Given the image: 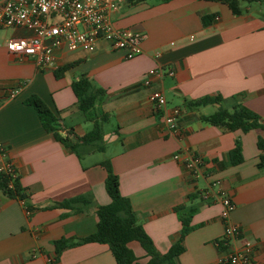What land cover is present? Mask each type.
<instances>
[{
	"label": "crops",
	"instance_id": "1",
	"mask_svg": "<svg viewBox=\"0 0 264 264\" xmlns=\"http://www.w3.org/2000/svg\"><path fill=\"white\" fill-rule=\"evenodd\" d=\"M206 14L214 15L208 24L202 20ZM113 21L146 32L142 52L126 58L100 40L91 51L59 49L56 67L42 68L6 47L9 37L31 31L0 28V144L5 148L0 165L12 162L27 195L24 203L0 189V264H116L103 242H83L58 252L53 244L54 239L85 236L96 229V208L110 200L104 185L106 169L100 164L105 157L119 176L120 192L129 198L137 221L159 251H166L178 237L181 222L174 206L195 207L194 227L185 235L177 264H218L244 239L252 242L253 257L264 263V166L257 165L256 144L260 131L210 124L201 116L216 110L218 103L191 107L187 102L220 95L225 105L240 101L264 120V0L244 3L237 14L211 0H122ZM156 67L165 72L151 75L145 84L147 71ZM81 75L105 90L96 103L107 114L103 151L96 144L81 145L79 153L68 148L45 130L36 109L24 101L30 94L38 95L81 135L92 127L71 86ZM155 89L163 90L168 108L180 107L178 133L167 129L149 101L148 94ZM236 138L243 160L233 164L229 151ZM181 148L202 156L203 176L193 178L172 157ZM96 151L105 154L96 157ZM214 179L235 202L231 217L240 228L223 249L214 242L224 233L220 203L201 195ZM88 190L94 202L81 211L52 205ZM128 245L139 261L148 259L138 241Z\"/></svg>",
	"mask_w": 264,
	"mask_h": 264
},
{
	"label": "trees",
	"instance_id": "2",
	"mask_svg": "<svg viewBox=\"0 0 264 264\" xmlns=\"http://www.w3.org/2000/svg\"><path fill=\"white\" fill-rule=\"evenodd\" d=\"M135 3L142 0H128ZM225 3L232 11L237 14L243 10L244 3L262 1V0H211ZM213 14H206L202 17L203 23L208 24L213 18ZM68 65L58 68L55 73L60 75L61 71L66 69ZM72 89L77 98V104L80 110L84 112L85 117L92 122V127L85 133L77 134L72 126L66 125L61 117L36 94H30L25 98V102L32 105L41 120L46 131L62 141L68 148L79 153L81 145L96 144L97 149L104 150L102 144L103 139V122L107 121V114L96 108V103L101 99L105 90L93 83L87 76L81 75L71 84ZM188 105L196 107L210 102L218 103V107L211 113L203 114L201 118L206 122L220 126L224 129L248 131L250 129H258L256 144L259 149L258 166H264V120L255 111L248 108L240 101H236L230 106L224 104V99L220 95H203L195 99H189ZM65 131V134L61 132ZM70 135L73 138H70ZM230 160L233 164H237L243 160L241 141L235 139L234 146L229 151ZM100 164L106 169L104 185L110 200L105 204H99L96 208L97 225L96 229L85 236H69L60 237L53 240L56 252L62 248L80 244L88 241H97L108 244L116 264H177L179 254L184 250L185 235L193 229L191 219L195 211V207L180 203L174 206L181 226L177 239L169 246V248L161 252L159 251L152 238L145 231L143 226L137 221L134 208L128 197L123 195L119 189V176L114 171L109 157H105ZM0 189L8 196L20 200H26L27 195L24 188L19 182V176H12L10 172L0 171ZM196 194V192H194ZM193 193L189 195L193 197ZM94 202V196L91 190L78 193L75 195L55 200L52 205L61 206L78 212L86 208ZM29 206V205H28ZM27 206V207H28ZM31 207V206H29ZM136 240L140 243L148 256L144 262L138 260L128 243ZM219 249H223L226 240L217 238L214 241ZM221 264V263H218Z\"/></svg>",
	"mask_w": 264,
	"mask_h": 264
},
{
	"label": "built area",
	"instance_id": "3",
	"mask_svg": "<svg viewBox=\"0 0 264 264\" xmlns=\"http://www.w3.org/2000/svg\"><path fill=\"white\" fill-rule=\"evenodd\" d=\"M122 0H0V28L21 27L31 31L28 35L11 36L6 41L7 49L20 56L31 57L37 67H56V51L62 48L94 50L98 41H105L112 50H121L124 57L130 58L142 52L141 41L146 32L131 27L115 25L113 14ZM193 38V35H190ZM160 54L154 51V56ZM161 68H150L143 82L149 83L151 75H162ZM172 73L171 69L167 70ZM17 90L11 91L14 95ZM154 110L163 120L171 133H178L180 128L177 118L180 107L168 108L166 96L161 89L148 94ZM0 154L5 148L0 144ZM172 157L182 162L193 178L204 175V160L200 154L189 148L177 150ZM0 171L17 176L11 161H4ZM205 199L210 197L220 203V218L224 224L223 238L228 241L240 232L239 225L232 220L235 208L232 197L220 186V180L214 179L201 189ZM24 203L25 201L22 200ZM27 213L31 208L26 207ZM221 264H264L252 255V242L244 239L225 257Z\"/></svg>",
	"mask_w": 264,
	"mask_h": 264
},
{
	"label": "rangeland",
	"instance_id": "4",
	"mask_svg": "<svg viewBox=\"0 0 264 264\" xmlns=\"http://www.w3.org/2000/svg\"><path fill=\"white\" fill-rule=\"evenodd\" d=\"M0 31H2V30H0ZM105 125H106V124H104V126H105ZM106 127H107V126L104 127L105 130L107 129ZM104 154H105V153L100 152V151H96V152H95V156H96V157H100V156L103 157Z\"/></svg>",
	"mask_w": 264,
	"mask_h": 264
}]
</instances>
